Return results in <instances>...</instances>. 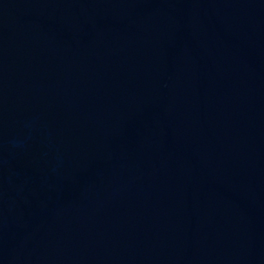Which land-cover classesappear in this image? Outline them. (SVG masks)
Segmentation results:
<instances>
[{"label": "water", "instance_id": "obj_1", "mask_svg": "<svg viewBox=\"0 0 264 264\" xmlns=\"http://www.w3.org/2000/svg\"><path fill=\"white\" fill-rule=\"evenodd\" d=\"M0 264H264V0H0Z\"/></svg>", "mask_w": 264, "mask_h": 264}]
</instances>
